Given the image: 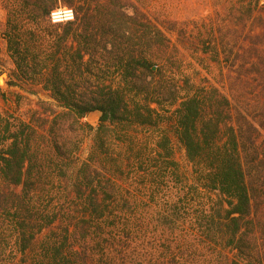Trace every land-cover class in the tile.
I'll list each match as a JSON object with an SVG mask.
<instances>
[{"label": "trees", "instance_id": "trees-1", "mask_svg": "<svg viewBox=\"0 0 264 264\" xmlns=\"http://www.w3.org/2000/svg\"><path fill=\"white\" fill-rule=\"evenodd\" d=\"M140 1L5 2L10 85L40 87L61 109L48 140L0 117V214L14 246L34 252L33 264H264V100L254 122L216 89L177 86L162 72L174 28ZM59 7L74 20L52 24ZM247 57L264 93V51ZM93 112L96 128L83 121ZM137 130L152 146L137 145ZM91 132L88 157L66 179L74 140Z\"/></svg>", "mask_w": 264, "mask_h": 264}, {"label": "rangeland", "instance_id": "rangeland-1", "mask_svg": "<svg viewBox=\"0 0 264 264\" xmlns=\"http://www.w3.org/2000/svg\"><path fill=\"white\" fill-rule=\"evenodd\" d=\"M0 0V117L12 125L25 123L34 127L37 135L48 140L49 122L53 114L61 111L56 102L40 87L30 85L12 86L14 66L2 38L1 25L6 19L5 2ZM142 0L138 3L141 12L158 20L171 41L168 52V68L163 74L181 87L188 81L204 90L216 89L234 99L233 106L238 107L247 118L257 122L264 100L259 81H253L247 73L248 53L253 47L264 51V0ZM262 34L261 38L255 36ZM176 46L178 51L174 50ZM214 48L218 57L213 55ZM208 52V53H205ZM5 75V77L3 76ZM264 76V75H263ZM18 84V83H17ZM184 92H180L182 96ZM94 113V112H93ZM99 114L87 116L83 121L96 128ZM91 133H79L72 147L75 157L72 159L73 172L64 176L73 177L79 165L88 157L91 150ZM147 131L137 130V145L152 146L154 138ZM259 142L264 131L259 134ZM78 140L81 143L78 146ZM77 144V145H76ZM175 159L180 167L181 176L191 182V166L187 163L184 151L172 139ZM51 175L61 178L62 173L54 171ZM64 177V178H65ZM56 185L54 191L61 192ZM0 192L8 190L0 183ZM208 195H202L206 198ZM201 197V196H200ZM214 196H212L213 198ZM4 215L0 214V264H33L34 252L20 254L14 246L9 225L4 224ZM6 222V221H5ZM3 223V224H2ZM44 230L36 239L39 244L48 233Z\"/></svg>", "mask_w": 264, "mask_h": 264}, {"label": "built area", "instance_id": "built-area-1", "mask_svg": "<svg viewBox=\"0 0 264 264\" xmlns=\"http://www.w3.org/2000/svg\"><path fill=\"white\" fill-rule=\"evenodd\" d=\"M74 20L73 11L70 8L59 7L50 14L52 24H64Z\"/></svg>", "mask_w": 264, "mask_h": 264}, {"label": "water", "instance_id": "water-1", "mask_svg": "<svg viewBox=\"0 0 264 264\" xmlns=\"http://www.w3.org/2000/svg\"><path fill=\"white\" fill-rule=\"evenodd\" d=\"M3 76L5 77V75H3ZM93 114H95V112H94V113H90L89 116H91V115H93Z\"/></svg>", "mask_w": 264, "mask_h": 264}, {"label": "bare ground", "instance_id": "bare-ground-1", "mask_svg": "<svg viewBox=\"0 0 264 264\" xmlns=\"http://www.w3.org/2000/svg\"><path fill=\"white\" fill-rule=\"evenodd\" d=\"M2 80H3V79L1 78V79H0V85H2Z\"/></svg>", "mask_w": 264, "mask_h": 264}]
</instances>
